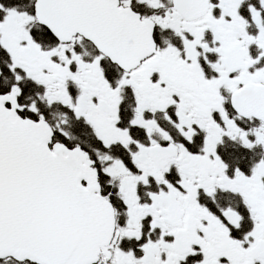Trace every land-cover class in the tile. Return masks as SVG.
<instances>
[{
    "label": "snow or ice",
    "instance_id": "1",
    "mask_svg": "<svg viewBox=\"0 0 264 264\" xmlns=\"http://www.w3.org/2000/svg\"><path fill=\"white\" fill-rule=\"evenodd\" d=\"M0 264H264V0H0Z\"/></svg>",
    "mask_w": 264,
    "mask_h": 264
}]
</instances>
